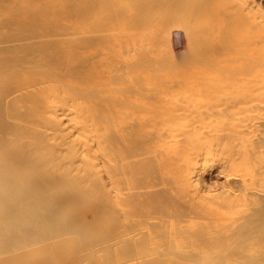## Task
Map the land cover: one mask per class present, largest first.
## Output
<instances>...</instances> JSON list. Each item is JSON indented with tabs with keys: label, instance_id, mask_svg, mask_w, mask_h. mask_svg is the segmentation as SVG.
<instances>
[{
	"label": "bare ground",
	"instance_id": "obj_1",
	"mask_svg": "<svg viewBox=\"0 0 264 264\" xmlns=\"http://www.w3.org/2000/svg\"><path fill=\"white\" fill-rule=\"evenodd\" d=\"M0 264H264V0H0Z\"/></svg>",
	"mask_w": 264,
	"mask_h": 264
}]
</instances>
